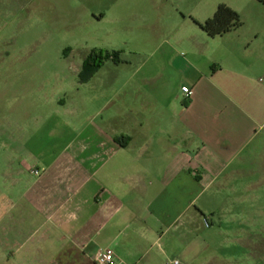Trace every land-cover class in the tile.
<instances>
[{"label":"crops","instance_id":"crops-1","mask_svg":"<svg viewBox=\"0 0 264 264\" xmlns=\"http://www.w3.org/2000/svg\"><path fill=\"white\" fill-rule=\"evenodd\" d=\"M229 6L247 30L210 38L197 26L205 13L182 36L164 13L137 17L130 29L158 36L160 51L136 77L140 107L122 114L119 142L110 134L94 140L51 177L30 172L24 180L29 165L13 172V188L22 176L23 190L39 193L21 203L11 189L1 199L0 264H96L106 248L115 264H163L174 246L185 254L191 227L203 212L214 216L222 190L264 185L256 182L264 179V4ZM47 189L52 200L43 199Z\"/></svg>","mask_w":264,"mask_h":264},{"label":"rangeland","instance_id":"rangeland-1","mask_svg":"<svg viewBox=\"0 0 264 264\" xmlns=\"http://www.w3.org/2000/svg\"><path fill=\"white\" fill-rule=\"evenodd\" d=\"M237 1L0 0V201L13 196L11 189L21 203L39 193L33 189L29 196L22 176L13 188V172H24L25 165L24 180L45 171L49 178L66 157L89 153L94 140L120 137L122 114L140 107L135 93L136 77L145 72L142 62L150 64L160 54L158 36L130 29L137 17L150 22L164 13L174 33L188 36L196 28L193 17H210L219 4ZM242 21L240 28L247 30L248 20ZM91 50L115 52L117 60H105L81 82V65ZM125 116L128 122L136 117ZM49 190L43 199L54 198ZM213 205L214 216L203 212L191 227L185 254L174 246L163 264H264V185L232 194L222 190Z\"/></svg>","mask_w":264,"mask_h":264},{"label":"trees","instance_id":"trees-1","mask_svg":"<svg viewBox=\"0 0 264 264\" xmlns=\"http://www.w3.org/2000/svg\"><path fill=\"white\" fill-rule=\"evenodd\" d=\"M255 1L264 4V0ZM241 25L242 23L237 12L224 4H219L209 18L201 23H197L200 30L210 38L221 36ZM107 59H114L116 61L117 53L108 54L100 50H91L81 65L79 74L81 82H86ZM117 141L119 142L120 138H117Z\"/></svg>","mask_w":264,"mask_h":264},{"label":"built area","instance_id":"built-area-1","mask_svg":"<svg viewBox=\"0 0 264 264\" xmlns=\"http://www.w3.org/2000/svg\"><path fill=\"white\" fill-rule=\"evenodd\" d=\"M181 92L186 98L191 95V91L185 86L181 87ZM94 262L96 264H115L113 252L108 248L97 250L94 254ZM169 264H179V262L174 260L169 262Z\"/></svg>","mask_w":264,"mask_h":264}]
</instances>
